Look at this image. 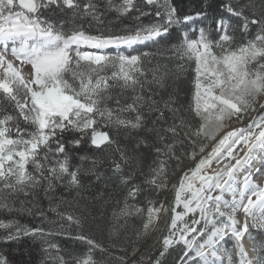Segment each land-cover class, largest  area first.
Here are the masks:
<instances>
[{
  "label": "snow or ice",
  "instance_id": "1",
  "mask_svg": "<svg viewBox=\"0 0 264 264\" xmlns=\"http://www.w3.org/2000/svg\"><path fill=\"white\" fill-rule=\"evenodd\" d=\"M219 8L213 36L193 23L206 10L182 15L173 0H0V214L10 217L0 242H40L42 264H165L176 249V264H264L253 235L264 233V0ZM161 56L175 67L153 63ZM188 69L185 108L177 82ZM82 144L130 169L110 218V236L125 240L112 245L118 257L54 195H79L95 175V155L79 156L88 169L73 162ZM178 172L170 200L140 204ZM153 234L156 251L141 252ZM56 236L86 255H63ZM0 264H10L2 252Z\"/></svg>",
  "mask_w": 264,
  "mask_h": 264
},
{
  "label": "trees",
  "instance_id": "2",
  "mask_svg": "<svg viewBox=\"0 0 264 264\" xmlns=\"http://www.w3.org/2000/svg\"><path fill=\"white\" fill-rule=\"evenodd\" d=\"M225 0H173L182 15L194 13L196 11L206 10L208 16L203 21H196L197 26H204L212 31L215 27L214 18L219 16H227L226 13L220 11L219 6L224 3ZM148 18H144V22H147ZM124 23H128L125 21ZM118 27L119 25H114ZM187 27V26H185ZM212 35L216 33L212 31ZM148 50V49H144ZM159 60L161 63H168L169 67L174 68L176 61L166 60L164 57H156L153 63ZM192 78L193 73L191 69L186 70L181 79L177 82L180 95V103L186 108L188 103L191 101L192 95ZM121 144H127L131 147V142L119 138ZM74 155V163L82 166L83 169L93 167L91 161H81L80 155L93 156L97 158V163L94 166L95 175H85L83 178V188L80 189L79 195L75 190L57 189L55 197L57 199H63L68 202H72L73 207L69 209L76 215L84 217L82 231L92 236L94 239L100 241L105 246H108L113 256H120L123 253L119 251V247H112V245H125L123 235L121 236H110V218L115 201L122 198L123 193L126 191V186L121 183L124 176L130 171L129 168H124L122 171H114L111 162L108 159L106 152H99L91 148L87 144H82L79 149H72ZM145 155L144 164L145 167L150 162L152 153L150 150H143ZM190 166L186 162L185 167ZM180 173L173 176L169 180V190L155 193L151 190H145L142 192L138 200L142 206H147L149 200L153 201H168L172 198L170 186L175 183ZM45 207L48 204L47 200L43 201ZM51 215V214H50ZM7 215L0 214V219H9ZM22 223L27 224L31 227H37L40 221L36 218L29 216H21L19 218ZM139 224V221L136 222ZM45 227L47 225L45 224ZM71 231L73 233L77 231L75 225L72 226ZM3 232L0 231V236ZM253 235L256 237L257 242H264V233H258L253 231ZM154 236L145 238L140 243L141 252L149 251L155 252L154 247ZM52 242L58 243L61 246L62 254L67 256L71 253L73 256L80 257L86 255L87 246L73 239H67L61 236L51 238ZM126 246V245H125ZM0 252L8 257L10 264H42L44 253L41 250L40 242L33 241L31 238H23L20 241L5 244L0 242ZM55 254V253H54ZM94 255L99 256L98 253ZM139 255V253L137 254ZM179 249L170 250V254L165 258V264H176L179 259ZM112 264H116L115 260H112ZM130 264V262H129Z\"/></svg>",
  "mask_w": 264,
  "mask_h": 264
},
{
  "label": "rangeland",
  "instance_id": "3",
  "mask_svg": "<svg viewBox=\"0 0 264 264\" xmlns=\"http://www.w3.org/2000/svg\"><path fill=\"white\" fill-rule=\"evenodd\" d=\"M193 23H196V21H194ZM25 71H27V69H25ZM245 123H247V121H246ZM253 231H255V230H253ZM256 241H257V240H256ZM244 243H245V247H246L247 249H249V253H250V255H255V253H252V252H251L252 242L249 241V240L247 239V237H245V241H244ZM229 246H230V244H229Z\"/></svg>",
  "mask_w": 264,
  "mask_h": 264
}]
</instances>
